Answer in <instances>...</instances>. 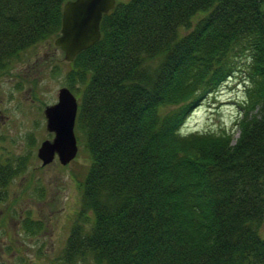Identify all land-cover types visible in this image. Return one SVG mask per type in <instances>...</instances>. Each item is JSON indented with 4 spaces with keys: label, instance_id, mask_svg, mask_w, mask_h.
<instances>
[{
    "label": "trees",
    "instance_id": "16d2710c",
    "mask_svg": "<svg viewBox=\"0 0 264 264\" xmlns=\"http://www.w3.org/2000/svg\"><path fill=\"white\" fill-rule=\"evenodd\" d=\"M66 1L0 0V74L59 34ZM100 32L66 75L89 163L48 264H264V0H117ZM242 66L239 136L181 134ZM19 171L0 160V202Z\"/></svg>",
    "mask_w": 264,
    "mask_h": 264
},
{
    "label": "rangeland",
    "instance_id": "374dc122",
    "mask_svg": "<svg viewBox=\"0 0 264 264\" xmlns=\"http://www.w3.org/2000/svg\"><path fill=\"white\" fill-rule=\"evenodd\" d=\"M54 38L25 50L9 71L0 74V159L20 169L7 186L6 200L0 202V264L51 262L65 245L80 205V181L89 162L79 140L76 157L66 166L56 158L41 166L36 155L39 144L53 136L45 127L43 109L57 101L60 87H68L71 66ZM246 76L242 66L197 103L181 133L224 129L234 141L247 98Z\"/></svg>",
    "mask_w": 264,
    "mask_h": 264
},
{
    "label": "water",
    "instance_id": "95a60500",
    "mask_svg": "<svg viewBox=\"0 0 264 264\" xmlns=\"http://www.w3.org/2000/svg\"><path fill=\"white\" fill-rule=\"evenodd\" d=\"M116 0H67L62 9L60 33L54 44L64 52V60L71 62L81 51L94 45L100 38V21L111 10ZM46 129L53 132L52 139H45L37 149L42 165L57 156L62 165L69 163L78 150L74 133L77 99L67 88L58 90L57 102L43 110Z\"/></svg>",
    "mask_w": 264,
    "mask_h": 264
}]
</instances>
